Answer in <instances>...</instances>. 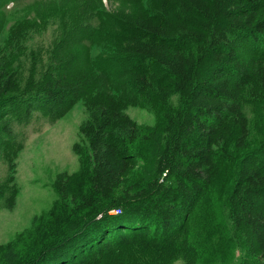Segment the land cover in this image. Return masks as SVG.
I'll return each mask as SVG.
<instances>
[{"label": "trees", "instance_id": "trees-1", "mask_svg": "<svg viewBox=\"0 0 264 264\" xmlns=\"http://www.w3.org/2000/svg\"><path fill=\"white\" fill-rule=\"evenodd\" d=\"M155 1L158 12L122 23L118 93L110 69L98 73L65 40L24 83L0 48V139L11 117L36 109L56 121L84 100L88 114L79 169L57 173V201L23 246L0 245V264H231L239 246L245 264H264V139L252 144L249 117L264 110V0ZM34 27L14 24L15 42ZM127 106H152L157 121L139 123ZM230 180L221 244L200 245L191 216ZM17 191L13 178L0 182V208Z\"/></svg>", "mask_w": 264, "mask_h": 264}, {"label": "rangeland", "instance_id": "rangeland-1", "mask_svg": "<svg viewBox=\"0 0 264 264\" xmlns=\"http://www.w3.org/2000/svg\"><path fill=\"white\" fill-rule=\"evenodd\" d=\"M140 11L159 10L155 0H0V48L24 83L34 68L40 70L51 64L53 52L65 40L79 58L91 57L98 73L109 68L106 82L118 93L123 80L119 74V46L125 36L122 23ZM25 20L35 27L23 32L17 45L11 28ZM169 101L176 105L179 95H173ZM3 112L0 106V115ZM126 112L143 124H154L158 117V110L152 106H127ZM87 116L84 100H78L56 121L39 109L33 111L29 121L10 118L12 136L0 139V182L13 178L18 191L13 208L1 202L0 245L18 240L23 246L36 226L35 217L48 212L59 197L53 185L57 173L79 169L74 146L80 143L88 148L80 132ZM249 117L253 125L251 141L255 145L264 139V133L256 131L257 125L264 128V110L256 115L249 112ZM230 183L231 180L191 216L192 240L200 245L207 240L213 246L221 244L217 224L219 214L226 209ZM248 261V249L239 246L231 264ZM175 264H184V260Z\"/></svg>", "mask_w": 264, "mask_h": 264}]
</instances>
